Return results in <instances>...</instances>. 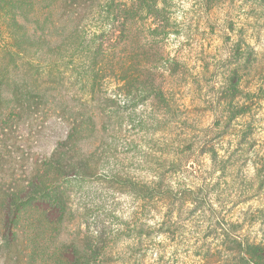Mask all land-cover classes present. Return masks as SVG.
Segmentation results:
<instances>
[{"label":"rangeland","instance_id":"1","mask_svg":"<svg viewBox=\"0 0 264 264\" xmlns=\"http://www.w3.org/2000/svg\"><path fill=\"white\" fill-rule=\"evenodd\" d=\"M83 2L0 0V83L11 100H0V110L16 104L24 86L30 90L23 112L0 118V264H264V0H176L181 28L169 51L184 63L165 78L177 101L173 110L190 116V123L191 117L204 124L215 115L228 117L221 127L227 132L223 157L217 163L210 155L201 159L208 171L201 179L189 164L175 169L178 145L157 144V125H146L161 110L157 101H136L134 90L127 98L122 75L112 77L108 67L97 80L87 79L91 32L100 23L93 15L76 17ZM186 3L191 7L185 9ZM243 75L261 86L245 97L255 104L244 117L237 114L232 88ZM34 89L53 93L43 98ZM112 110L120 118L111 119ZM75 120L81 136L65 151H74L68 157L85 173L69 169L53 185L60 188L59 201L41 200V212L31 207L9 229L8 193L26 186L35 171L47 174L46 159ZM162 152V169L174 182L197 185L196 193L173 201L172 211L157 203V195L143 197L109 179L125 170L138 181H157ZM249 164L251 176L245 172ZM207 177L210 183L204 184Z\"/></svg>","mask_w":264,"mask_h":264},{"label":"trees","instance_id":"2","mask_svg":"<svg viewBox=\"0 0 264 264\" xmlns=\"http://www.w3.org/2000/svg\"><path fill=\"white\" fill-rule=\"evenodd\" d=\"M174 7H177L176 0H97L91 3L86 0L83 4L78 5L75 15L82 21L87 16L93 15L95 20L97 19L100 23V25H97L96 31L91 32L94 47L89 50V56H87L88 60L86 62L92 68L87 73V79L97 80L98 75L105 73L108 67L112 72L110 74L112 77L122 75L121 79L126 82L125 95L127 98L132 95L134 90L133 98L136 101L138 98L140 100L151 99V101H157L162 106L161 110L150 117L153 124L146 125L151 127L157 125V135H161L157 139V144L168 142L166 147H170V145H175L176 142V145H178L175 147L174 154V157L178 156L175 159L176 162L173 163L175 169L178 171L187 169V164H189L188 169L190 168L193 173L198 174L199 179H201V175L208 174L206 163L205 161L202 162L201 159L210 155L209 160L217 163L223 157L221 153L223 145L221 144L224 142V136L227 132L223 133L221 127L228 117L215 115L210 123L207 120V124H204L201 118L197 123V120L191 117L193 122L190 123V116L181 117L178 111L173 110V108H176L177 101L174 99L171 89L167 87L168 82L165 78L175 76L178 67L184 63L180 55L172 57L173 53L169 51L171 46L169 38L180 34L181 28ZM137 23L140 24L139 35L134 30ZM174 42L175 40L172 41V44ZM239 46L241 47V44ZM15 52L21 54L18 49ZM104 64H106L105 67ZM246 78V75L240 76L232 85V88L237 92L234 97L238 109L237 114H241L243 117L251 112L249 110H252V106L255 104L253 102L250 105L245 97L255 94L257 88H261L258 81L249 82ZM35 91L41 92L43 98H48L53 93L50 89H42L41 91L34 89ZM28 92L30 90L27 86H24L17 94V103L0 110V118L11 120L14 113L23 112L26 103L30 101V98L27 97ZM0 100L11 102L6 97L5 89L1 83ZM120 116V112L112 110L109 117L113 119L120 118ZM254 121L250 122L248 126L253 127L256 124V121ZM142 122V120L139 121V123ZM71 125L67 137L59 143L52 155L45 161V166L49 168L47 174L41 176L35 174L37 172L35 171L33 179L26 186L17 187L8 193L5 225L9 229L12 224H19L31 207L35 212H41V200L58 202L59 192L61 191L59 187L53 185L58 184L61 176L67 173L69 169H76L77 175L85 173L82 166L72 161L74 159L73 155L68 157V154L70 152L74 153V151L71 148L69 153L65 151L66 145L72 144V147H74L77 144L82 132L81 125L76 120L71 122ZM116 125L114 124V127ZM186 125L190 130H186ZM183 129L186 133L176 132ZM184 135L186 139L177 140L178 136L181 138ZM182 142H186L184 147L181 146ZM115 150L117 151V147ZM165 154L167 153L162 152L161 156L157 158V181L156 179L148 182L138 181L129 171L125 170L109 175V179L114 183L131 186L143 197L157 195V203L172 211L173 201L174 203L179 201V197L187 191L196 193L197 185L188 187L174 182V177L167 175L162 169L166 165L163 159ZM184 154L187 155L184 156ZM85 160L87 161V159ZM65 161L67 162L66 165L63 164ZM62 169H65L64 173H60ZM83 178L81 177V179ZM209 183L207 177L204 184ZM204 184H201L200 188H206L207 185ZM190 203L191 205H198L196 199H192ZM44 211H47V209H44ZM16 234L18 235V231ZM81 257L83 256H80L79 260H81ZM249 261L250 264H262L257 259H250Z\"/></svg>","mask_w":264,"mask_h":264},{"label":"clouds","instance_id":"3","mask_svg":"<svg viewBox=\"0 0 264 264\" xmlns=\"http://www.w3.org/2000/svg\"><path fill=\"white\" fill-rule=\"evenodd\" d=\"M183 7L185 9H187V8L191 7V4H187V3L186 4H183ZM180 18H182V17H180ZM184 39H185V37L183 35L179 37V41H183ZM173 40H176V37H174V36L173 37H170L169 38V44H171L172 47H176L177 46L176 44H172V41ZM217 80H220V78L217 77ZM221 83H222V81H221ZM217 86L219 87V84ZM261 115L264 116V112H262ZM210 122L211 121L209 120L208 123H210ZM205 159H207V157H205ZM245 172L248 173L249 176H251V175H254L255 170L252 169L251 164H249V167L247 169H245ZM225 195H226V193H225ZM212 199H213V203H215V194H213ZM150 223H151V221H150ZM153 259H154V257H153Z\"/></svg>","mask_w":264,"mask_h":264}]
</instances>
